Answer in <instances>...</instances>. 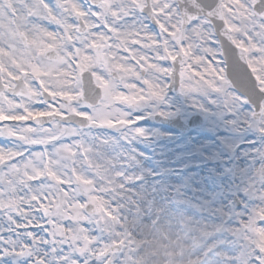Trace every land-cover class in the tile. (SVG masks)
<instances>
[{
    "label": "snow or ice",
    "instance_id": "obj_1",
    "mask_svg": "<svg viewBox=\"0 0 264 264\" xmlns=\"http://www.w3.org/2000/svg\"><path fill=\"white\" fill-rule=\"evenodd\" d=\"M229 67L264 121V0H0V264H140L123 173L101 160L103 131L142 117L113 107L163 100L169 80L235 90ZM231 231L264 264V202Z\"/></svg>",
    "mask_w": 264,
    "mask_h": 264
},
{
    "label": "rangeland",
    "instance_id": "obj_2",
    "mask_svg": "<svg viewBox=\"0 0 264 264\" xmlns=\"http://www.w3.org/2000/svg\"><path fill=\"white\" fill-rule=\"evenodd\" d=\"M129 82L139 86L137 81ZM236 95L231 88L182 92L178 85L175 93L166 91L163 100L135 108L139 101L130 94V99L113 107V115L123 108L133 117H142L132 128L103 131L109 143L101 160L109 175L123 173L117 182L125 184L129 197L123 201L125 214L131 216L126 228L136 233L140 264H191L197 258L202 264H244L242 242L231 229L238 227L241 216L264 202V185L258 189L249 177L234 175V159L230 161L235 154L242 159L264 151V138L251 145L258 135L264 137L260 131L264 121L253 120L252 106L240 103ZM161 112L167 113L161 116L183 120L199 114L203 123L185 133L171 132L151 120ZM137 128L144 130L143 136L134 133ZM213 165L215 169L206 170ZM253 167L250 171L255 172ZM201 169V177L192 176ZM213 173L218 174L216 179ZM202 230L209 234L204 236ZM209 248L212 251L206 254ZM4 264H30V260L8 257Z\"/></svg>",
    "mask_w": 264,
    "mask_h": 264
},
{
    "label": "water",
    "instance_id": "obj_3",
    "mask_svg": "<svg viewBox=\"0 0 264 264\" xmlns=\"http://www.w3.org/2000/svg\"><path fill=\"white\" fill-rule=\"evenodd\" d=\"M234 61H230V64H234ZM229 76L230 79L235 81V90L237 92H245L246 89L241 87L245 81H246V74L244 72L243 68H232L229 67L228 71L225 73ZM177 80H178V73H177ZM179 83L169 80V87L168 92L169 93H175L178 88ZM263 101H261L262 103ZM253 107V113H257L256 119L259 118L258 116V109L256 102L253 101L249 103ZM253 118V114H252ZM153 121L160 123L162 125L170 126L173 128V130L177 132H187L188 130L199 127L203 123V117H201L199 114H193L191 115L187 122H183L179 117H162L160 115H154L152 117ZM236 204H238L237 201H235Z\"/></svg>",
    "mask_w": 264,
    "mask_h": 264
},
{
    "label": "bare ground",
    "instance_id": "obj_4",
    "mask_svg": "<svg viewBox=\"0 0 264 264\" xmlns=\"http://www.w3.org/2000/svg\"><path fill=\"white\" fill-rule=\"evenodd\" d=\"M263 135H258V138L253 141L251 143V145H254L255 143H259L260 141L263 140ZM232 160L230 162L233 161L234 159V168H233V172L234 175H244L246 177H249V180L252 181L253 185H255V188H262L264 185V151H258L257 153H250L249 156L244 157L242 159L237 158L236 154L232 155ZM254 168L253 166H255V172L250 171V166ZM223 164L220 163L219 168H222ZM250 167V168H246V167ZM209 167V166H207ZM212 169H215V165L209 167L208 169H206L207 171H210ZM202 171V169L200 171L197 172H193L192 176L193 177H201L200 172ZM215 171H219V170H215ZM189 175H191V173H188ZM213 178H217L218 174L217 173H213L212 174ZM192 178V177H191ZM215 183L213 182V185ZM190 186H192V184H190ZM156 192H160L159 189L156 190ZM235 244V243H234ZM233 244V246H234ZM218 245V249L219 248V244L217 242Z\"/></svg>",
    "mask_w": 264,
    "mask_h": 264
},
{
    "label": "flooded vegetation",
    "instance_id": "obj_5",
    "mask_svg": "<svg viewBox=\"0 0 264 264\" xmlns=\"http://www.w3.org/2000/svg\"><path fill=\"white\" fill-rule=\"evenodd\" d=\"M132 63L135 64V61H133Z\"/></svg>",
    "mask_w": 264,
    "mask_h": 264
}]
</instances>
